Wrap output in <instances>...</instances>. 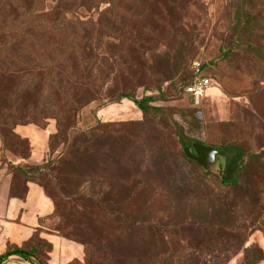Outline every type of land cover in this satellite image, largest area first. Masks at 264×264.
<instances>
[{"label":"trees","instance_id":"obj_1","mask_svg":"<svg viewBox=\"0 0 264 264\" xmlns=\"http://www.w3.org/2000/svg\"><path fill=\"white\" fill-rule=\"evenodd\" d=\"M86 1L89 2L87 8L99 12L98 18H83L75 4L70 8L50 9L54 2L63 3L64 0H0V82L4 78L2 76L18 78L9 113L0 116V137L4 147L7 149L9 136L24 142L28 152L27 141L17 135L14 128L29 123L45 128L49 118L56 119V131L49 136V150L53 155L62 147L58 156L41 165L27 168L11 165L17 177L35 181L52 198L55 210L40 222L48 226V221L57 215L63 218L65 230L48 227L82 244L85 264H145L141 252L130 250V246L121 249L114 243L113 235H118L117 239H123V243L130 245L131 236L140 231L138 223L146 209L124 211L117 207V201L109 199L107 190L95 191L93 188L87 194L72 192L56 172L73 160L106 161L104 163L110 160L126 165L128 161L135 164L146 159L154 166L151 170L161 175L164 185L177 200L182 195L191 194L198 207L196 214L192 213V220H179L181 225H178L174 222L178 220L175 217L172 222V227L184 233V242H193L194 250L180 255L169 254L166 264H226L233 254L239 253H242V264L262 262L264 249L249 239L252 232L260 228L258 217L264 216V145L255 150L240 140H228L220 146L197 141L226 155L225 169L215 175L205 172L183 151L180 154L174 152L158 136H150L151 141L145 139L149 142L146 147L145 140H139L145 149L139 157L134 156L123 143V149L114 152L121 135L114 124L95 118L91 124L80 126V114L90 103L99 101L101 107L124 98L135 103L143 113L144 123L157 132L159 125L166 122L161 118L162 107L153 104V96L137 98L126 86L121 87L114 76L116 58L121 62L125 44L118 46L121 50L119 55L111 54L105 48L110 43L106 41L108 38H120L127 20L148 15L147 10L144 13L139 10L141 0ZM241 1L242 12L246 16L242 26L244 30L258 16L255 10L249 9L253 0ZM133 3L138 6L129 8ZM102 4L106 6L102 7ZM258 12L264 18V8L259 7ZM135 31L134 45L127 40L126 47L139 53L142 50L140 29ZM243 36H237V42L242 43ZM112 81L115 84L111 86ZM191 82L185 84V91ZM34 90H38L37 104L24 106L26 97ZM261 105H264V98ZM176 131L183 148L194 142L185 141L178 129ZM14 149V152L23 154L19 147ZM196 167L198 170L192 171ZM192 172L202 178L197 184L191 177ZM209 177L217 181V188L205 185ZM191 180L197 189H193ZM144 193L140 182L128 190L129 197ZM106 200L109 204H102ZM96 207L102 217L96 215ZM159 222H148L152 230L149 240L154 243L158 242L159 226L169 224ZM131 241L137 243L134 237ZM51 249V243L42 238L38 230L21 247H10L0 256V262L17 255L31 264H49ZM149 261L159 264L160 257L153 253Z\"/></svg>","mask_w":264,"mask_h":264},{"label":"rangeland","instance_id":"obj_2","mask_svg":"<svg viewBox=\"0 0 264 264\" xmlns=\"http://www.w3.org/2000/svg\"><path fill=\"white\" fill-rule=\"evenodd\" d=\"M88 3L86 0H64L63 3L54 2L50 9L55 11L75 4L83 18H98L99 12L87 8ZM241 3V0H141L139 10L141 13L147 10L148 15L127 20L122 26L120 38H108L106 41L110 43L105 48L111 54L119 55L121 50L118 46L125 44L121 62L116 58L114 76L121 87L126 86L137 98L153 96V104L162 107L161 118L166 122L159 125L157 132L144 123L143 113L135 103L124 98L101 107L99 101L90 103L80 114V126L91 124L95 118L114 124V128L121 132L114 152L122 150L123 143L134 156L145 151L144 143L139 140L151 141L150 136H158L174 152L182 153L183 147L178 141L176 129L185 141L220 146L228 140H240L255 150L264 145V105H261L264 98V18L258 12L259 7L264 8V0H253L249 4V9L255 10L258 18L244 30L242 26L245 25L246 16ZM135 4L128 7L138 6ZM104 6L106 4H102ZM85 27L88 30L87 24ZM137 29H140L142 43L139 53L126 47L127 40L130 43L135 40ZM241 34L244 35L243 42L239 43L237 36ZM194 61L199 62L202 73L213 80L212 87L199 103L192 100L184 87L193 79ZM1 78L0 116L9 113L12 94L18 83V78L13 76ZM112 84L115 82L112 81ZM37 94L38 90L29 93L24 106L36 105ZM49 123L56 125V119H47ZM146 140L145 147L149 144ZM6 145L13 151L19 147L21 153H28L24 142L9 136ZM61 150L62 147L53 155L49 150L44 162L58 156ZM100 158L103 159L102 156ZM96 162L90 159L73 160L58 169L56 175L65 181V186L72 192L87 194L93 188L95 191L107 190L109 199L117 201V207L124 211L146 209L138 223L140 231H135L131 236L137 243L130 238V245H127L114 234L116 245L121 249L130 246V250L141 252L145 264H151L149 256L153 253L160 257L159 264H166L165 259L169 254L180 255L194 250L193 242H184V233L172 227L173 218L177 217L178 220L174 222L181 225L179 220H192V213L196 214L198 207L191 194H188L191 198L182 195L177 200L164 185L161 175L151 170L154 166L146 159L135 164L128 161L126 165L110 160L107 163ZM197 170V167L192 169ZM191 177L196 184L202 179L195 172ZM139 182L145 193L129 197V188ZM191 182L193 189H197ZM206 184L217 188V181L213 177L207 178ZM103 203L109 204L107 200ZM96 213L102 217L97 207ZM150 220L169 223L159 226L161 231L156 243L149 240L152 233L148 227ZM258 222L260 228L252 232L249 240L261 247L258 238L264 237V216L258 217ZM48 223L52 228L65 230L63 218L59 215ZM84 259L85 255L82 261L71 264H85ZM242 261V253L233 254L226 264H242ZM258 264H264V260Z\"/></svg>","mask_w":264,"mask_h":264},{"label":"crops","instance_id":"obj_3","mask_svg":"<svg viewBox=\"0 0 264 264\" xmlns=\"http://www.w3.org/2000/svg\"><path fill=\"white\" fill-rule=\"evenodd\" d=\"M56 126L49 123L45 128L29 123L17 125L14 132L28 143V153L19 154L4 147L0 137V256L10 247H21L36 231L51 243L49 264H70L82 261L84 247L57 231L49 229L40 219L50 216L55 205L44 188L33 180L17 177L11 167L27 168L43 163L49 153V136ZM258 242L264 249V237ZM0 264H31L17 255H12Z\"/></svg>","mask_w":264,"mask_h":264},{"label":"water","instance_id":"obj_4","mask_svg":"<svg viewBox=\"0 0 264 264\" xmlns=\"http://www.w3.org/2000/svg\"><path fill=\"white\" fill-rule=\"evenodd\" d=\"M184 155L199 163L205 172L219 174L226 167L227 157L217 149L194 141L183 148Z\"/></svg>","mask_w":264,"mask_h":264},{"label":"built area","instance_id":"obj_5","mask_svg":"<svg viewBox=\"0 0 264 264\" xmlns=\"http://www.w3.org/2000/svg\"><path fill=\"white\" fill-rule=\"evenodd\" d=\"M194 76L192 82L186 87V92L195 103H199L212 87L213 80L210 76L204 75L200 63L193 62Z\"/></svg>","mask_w":264,"mask_h":264}]
</instances>
